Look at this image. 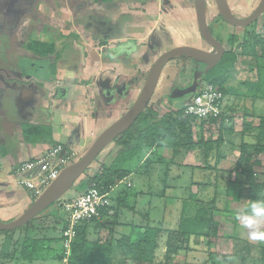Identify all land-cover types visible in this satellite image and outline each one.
I'll return each instance as SVG.
<instances>
[{
	"label": "crops",
	"instance_id": "crops-1",
	"mask_svg": "<svg viewBox=\"0 0 264 264\" xmlns=\"http://www.w3.org/2000/svg\"><path fill=\"white\" fill-rule=\"evenodd\" d=\"M25 1L21 9L14 6L16 12L0 15L8 23L11 21L0 32L5 40V48L16 49L15 58L0 56V219L6 222L17 218L29 207L27 199L32 200L24 189L21 198L12 191L10 184L15 183L14 170L18 165L56 145L73 151L77 158L82 156L95 138L132 106L134 98H130L139 95L148 73L147 65L150 68L166 50L177 46L200 48L198 42L202 41L197 30L193 0L185 9L178 0H82L84 4H77L81 0ZM86 5L90 9L88 13L85 12ZM62 18L63 22L60 20ZM206 18L208 26L217 29V23L212 25L209 22L207 11ZM74 19L78 20L76 24L79 26L74 24ZM82 19L84 21L80 24ZM21 40L53 42L62 47L65 43L73 51L70 57L56 63L55 74L48 72V63L41 74L35 71L36 65L32 64L34 57L22 48ZM28 58H31L30 64ZM237 71L236 74L239 68ZM173 72H176L175 77ZM177 72L175 61L169 62L162 70L160 78L169 75V92L178 79ZM259 75L260 93H263L264 71L260 70ZM238 84L237 78L233 77L225 87L237 88ZM107 89L112 92L110 95L105 93ZM241 100L234 95L224 97L225 120L231 112L241 111L244 114L241 107H237ZM259 100H264L261 95L247 108L256 113L258 104H261ZM130 101L133 102L129 105ZM244 103L247 105V102ZM115 110L116 115L113 114ZM207 122L210 124V121ZM22 124L49 128L51 134L35 143H27L22 135ZM105 149H109L107 162L94 169V174L103 166L110 165L124 150L113 142ZM152 152L156 154V160L152 163H145L149 154L127 162L131 173L120 180L122 184L125 183L126 189H122L120 183L112 193L114 227L123 224L125 229V225L128 226L126 234L121 236L128 235L133 227L150 225L153 220L150 203L144 198L151 193L152 186L147 177L154 178V174L151 175L150 170H160L162 167L159 165L164 164L162 177L165 193L168 173L176 170L178 165L182 167L187 163L182 160L180 164H173L172 150L168 147L159 146ZM185 159L188 161L187 157ZM93 164L88 169H92ZM135 176L139 188L133 193L130 191L134 188ZM85 182L83 180L77 187V194H81ZM164 193L158 197L159 204L165 203L163 208L166 206ZM131 199L134 206L129 204ZM141 210L145 213L144 220ZM93 226L97 227L98 224L88 225V237Z\"/></svg>",
	"mask_w": 264,
	"mask_h": 264
},
{
	"label": "rangeland",
	"instance_id": "rangeland-1",
	"mask_svg": "<svg viewBox=\"0 0 264 264\" xmlns=\"http://www.w3.org/2000/svg\"><path fill=\"white\" fill-rule=\"evenodd\" d=\"M178 1L182 5V7H184L183 9H185L186 6H188V3L190 4L192 0ZM227 2L228 4H230L229 7L230 10L232 9L231 12L234 16H236L237 18H245L254 10L259 0H228ZM25 3V0H0V15L4 12L9 11L14 13L16 12L14 11L15 5L17 9H21L24 7ZM79 3L84 4L85 1L81 0L77 4ZM86 8L87 10H85V12L88 13L90 9L87 5ZM206 11L209 16V22L212 25L217 23V29H215V26H212L214 37L219 42H221L225 48H229L226 43V39L229 34H236L238 36L239 40L235 45L236 50L234 48V50L238 54V61L236 62L237 65L235 71L238 72L237 68H239L240 71L238 74H235V77L238 81L245 80L250 75L247 70V65L250 66L251 63H249V58L242 57L240 54L246 49H256V47H253L252 40H247V43L243 45V43L245 42L243 40H245L248 35H252V37L257 36L258 38L264 39V14L257 21L247 27H232L224 23L217 16V11L213 0H207ZM60 20H62L63 22V18ZM74 21V24L78 23L77 19H74ZM83 21L84 19L80 20V24L83 23ZM10 23L6 21L5 17L0 18V32L4 30V27L6 25L9 26ZM12 38L14 41V37ZM4 41L5 40H3L0 36V51H3L0 52V56H6L9 59L15 58V47L5 48ZM198 44L201 49H208V46H206L204 42L201 41L198 42ZM256 50H258V48ZM75 59L77 58L75 57ZM262 60L263 59L257 60L258 74L260 70L264 71V61ZM148 68L149 65H147L146 71L149 70ZM187 68L188 69L185 77H183L181 74L178 75V79L174 83V86H176L177 84L186 85L187 83L192 81L194 68L192 67V65L191 67L187 66ZM199 69H201V67ZM175 76L176 72H173V77ZM168 77L169 75H166L165 77L164 75H162V77L159 79L154 94L148 104L150 108L157 110L160 113H163L167 110L172 111V109L174 110V112H176L177 109L183 107L186 101L193 95L190 94L185 98L173 100V102L169 103L167 101V96L169 94L167 88V84H169ZM200 78L202 80L201 85H205V76L202 74ZM199 85L200 84H198L197 87H199ZM259 95H261V99H264V91L263 93L262 91L260 93L259 90L257 96L259 97ZM137 97L138 95H135L130 99L132 100L134 98L135 101ZM242 101L243 100L238 102L239 105L237 107H241L242 105L246 104L244 102L242 103ZM259 101L261 104H258L259 108L256 110L255 117L250 115L245 116V112L243 114V112L237 111L238 113L231 112L228 115L227 119L224 120L223 135L225 140L223 144L219 146V151L221 152L222 157L216 165L215 170L206 169L207 163L204 158V146L199 142H215L218 135L219 125L217 122L209 124L208 122H200L197 120H189L192 141L196 142V146L189 151L186 150V153L183 152V155L179 156L178 161L181 160L180 162H182V160H184V162L187 163H185L184 166L182 165V167L178 165L176 170L168 173L169 175L167 176V191H165V193L163 187L164 178L162 177L163 171L165 169L164 164L159 165V167H162L160 168V170H157L155 168L150 170V172H152L150 174H154V178H150L149 176L147 177L148 183H150L152 186L150 189L151 193L149 195L146 194L144 198H147V201L151 206V216L153 217V220L151 221L150 226L159 228V237L157 248L153 253V259L151 261L143 262L142 264H264V239H250L247 234V230L242 228L240 222L236 219L237 212L241 209H244L246 203L244 202V200H233L231 197L226 196L224 192L227 181L233 182L237 175H242L243 171H239V166L236 164L240 158V138L243 134L244 122L246 124L251 123L252 127H256L259 123L257 117L264 115V100ZM132 102L130 101L129 105ZM249 106L250 102L248 101L247 107L249 108ZM117 110H115V113L113 114L116 115ZM246 141H249V139H246ZM110 148H113V146ZM109 149H105L99 154L97 159H95L94 164L92 165V169H87L88 171L80 177L76 184L72 186L70 191L67 192L63 198L73 197L77 195L75 191L78 190L79 192V189L77 187H79L80 183L83 180H87L92 177L94 175L93 170L98 168L100 164H102L103 162H107L106 158L108 157ZM254 151L255 149L253 147L252 149L248 150V153L252 156L251 161L256 160L257 162H252L250 172H253V178L257 182L264 183V152L256 154ZM185 157L188 158V161H186ZM150 158V162L152 163L153 160H156V154L154 153V155ZM137 179L138 178L136 176L133 178L134 188L132 189V191H130V188H127V190L133 193L138 190L139 186L138 183H136ZM204 183L207 184L206 187L202 186V184L204 185ZM10 185L13 189L12 191L15 192L14 194H16V196H20L21 198L24 194L23 188L15 183H11ZM120 187L122 189H126L125 183L120 185ZM83 191L84 190H82L81 193H83ZM162 193L166 195L165 208H163V206L165 205L164 201L159 204L160 199L158 197H160ZM195 193L199 194L198 198L203 202H208L212 198L215 201V207L217 209L213 213L211 219V228L214 230L212 234H210L209 237L202 239V243H200L199 245L193 244L195 246H192L193 248L187 252L185 251V239L178 233L179 216L183 209L184 201L188 200L189 196ZM27 201H29V206L33 202V200L28 199ZM261 201H264V196H262ZM225 202H228L227 209L230 210L228 212L224 210L223 207V204ZM129 204L131 206H134L133 199H131ZM142 209L144 208L142 207ZM143 212V210H141L140 212L142 220H144L143 214H145ZM61 214L62 212L57 208L55 202L54 204L46 208L39 216L35 217L33 219V222L27 229L21 228L10 231L7 234L0 235V264H59L57 259L59 258V242L61 241ZM161 214H163V216H161ZM160 217H163L162 222L160 221ZM122 220L125 219L122 218ZM123 226V224L117 227L113 226L114 229L116 228V233H114V231L112 230L111 237L108 233V230L99 229L98 227L94 226L91 229L90 237L93 241L106 243L109 239L111 240V247L114 251L109 264H137L134 258L132 259L131 257H128L123 253L124 248L123 250L120 247L117 249L120 244V236L122 234H126L127 232L126 228L128 226L125 225V229H123ZM235 230L237 231V235L239 238H244L249 243L258 245L261 248L263 258L258 259L261 261L253 259L242 260L233 257H227V254H229L231 251V244L228 240V237H230ZM169 235L172 236V239L169 240L168 244L167 240ZM25 236L47 240L45 241L44 245L46 248L44 251L45 261L23 262L18 259L15 252L16 250L20 249V243ZM195 241L199 242V239L196 238ZM206 244H208V250H206L207 246H204ZM170 245L173 246L174 250L176 251L173 254L169 253Z\"/></svg>",
	"mask_w": 264,
	"mask_h": 264
},
{
	"label": "trees",
	"instance_id": "trees-1",
	"mask_svg": "<svg viewBox=\"0 0 264 264\" xmlns=\"http://www.w3.org/2000/svg\"><path fill=\"white\" fill-rule=\"evenodd\" d=\"M209 28L212 32L211 27ZM238 40L239 38L236 34L228 35L226 43L229 48L224 47L225 53L222 59L214 68L204 74V81L206 84L217 86L222 91L224 97L226 95H234L243 99L244 102L249 101L250 106H252L258 98L257 94L261 88L257 60H264V39L248 35L247 38L243 40L245 41L243 45L247 43V40H252L253 47H256V49L258 48V50L249 48L240 54L242 57L249 58V63H251V65H247V70L250 75L245 80L239 81V87L236 88L232 86L226 89L225 84L235 77L236 74L235 70L238 54L234 48L236 49L235 45ZM21 42L22 44H20ZM20 43L22 48L30 53L31 57L33 56L41 60H39V62L38 59H32V61H34L32 64L36 65L35 71L41 74L45 70L46 63H48V72L55 74L56 63L70 57V53L73 51L65 45L64 41L62 42V44L64 43L63 47L61 45L57 46L53 42L43 43L21 40ZM28 60V64H30L31 58H28ZM173 61L176 62L179 75L181 74L185 77L188 69L187 66L189 67L190 65V60L186 57H178ZM241 109L245 112V116H256L254 112L247 109L246 104L241 106ZM182 110L183 107H180L176 112L167 110L160 113L147 106L131 127L113 141V144L122 147L124 150L115 157L110 165L103 166L99 172H96L92 177L87 179L83 184V190L85 191V187L89 181L96 182L107 188L114 187L117 182L131 173L126 166L130 159H141L146 154L152 157L154 155L152 151L159 146L168 147L172 150V163L176 164L179 156L183 155V152L186 153V150L189 151L196 146V142L192 141L189 125V120L194 119L182 118ZM225 116L226 111H223V114L218 119L209 120L210 123L217 122L219 125L215 142H199L204 146V158L207 163V170H215L216 165L222 157L219 146L223 144L225 140L223 135ZM257 118L259 123L256 127H252L251 123L246 124L244 122V130L240 138V158L236 163L239 166V171H243L242 175H237L233 182L227 181L224 188L226 196L231 197L233 200H244L246 203L244 208L248 207L254 201H261L262 196H264V183L257 182L253 178V172H250L251 164L252 162H256V160L251 161L252 156L248 153V150L252 149V147L255 149L254 152L256 154L264 152V115ZM21 131L24 141L27 143H35L42 137L50 136L51 134L49 128L33 124H22ZM246 139H249V141H246ZM149 156L148 160L145 162L146 164L147 162L148 164L150 163L151 158ZM180 161H178V163ZM202 186L206 187L207 184L204 183ZM198 197V193L191 194L189 199L184 201L183 209L179 216L178 233L185 239V251L187 252L193 248L192 246L202 243V239L209 237L214 231L211 228V219L213 213L217 209L215 207V201L211 198L210 201L203 202ZM227 204L228 202H225L223 207L224 210L228 212L230 210L227 209ZM110 209L113 212L112 201ZM114 215L113 213L109 215L103 212L100 220L80 223L74 228V236L67 257V264H109L114 251L111 247V240L109 239L106 243L93 241L90 236H87V227L89 224H98L97 227L108 230L111 237L114 226L112 217ZM32 222L33 220L21 228L27 229ZM7 233L9 232H0V235ZM158 237V227H152L150 225L133 227L128 235L120 237V244L117 249L120 247L123 250L124 248L123 253L126 256L132 259L134 258L137 264H142L143 262L153 259V253L158 245ZM196 238L199 239V242L195 241ZM170 239H172V236L169 235L167 240L168 244ZM228 240L231 244V251L227 254V257L242 260L253 259L257 261H261L258 259L263 258L261 248L258 245L249 243L244 238H239L236 230L228 237ZM45 241L47 240L25 236L20 243V249L16 250L15 254H17L16 256L18 259L23 262L45 261ZM59 244V258L57 261L61 264L64 258L62 239ZM204 246H207L206 250H208V244ZM174 252L176 251L173 246L170 245L169 253L173 254Z\"/></svg>",
	"mask_w": 264,
	"mask_h": 264
},
{
	"label": "water",
	"instance_id": "water-1",
	"mask_svg": "<svg viewBox=\"0 0 264 264\" xmlns=\"http://www.w3.org/2000/svg\"><path fill=\"white\" fill-rule=\"evenodd\" d=\"M220 19L232 27H247L257 21L264 14V0H259L254 10L245 18H237L230 10L227 0H213ZM199 37L210 50H203L192 46H177L162 52L151 64L142 89L132 106L117 120L104 129L90 144L85 153L70 165L64 167L57 178L12 221L4 222L0 219V232H10L21 228L39 216L46 208L59 201L70 191L72 186L87 171L99 154L116 138L127 131L137 117L148 106L159 82L163 68L175 58L186 57L189 66L194 68L191 84L186 87L175 86L167 97L168 102L185 98L194 94L197 85L201 84L200 76L214 68L222 59L225 48L211 32L206 18L207 0H193ZM201 67V69H199ZM118 92V90H116ZM110 95L108 89L105 92ZM121 93V92H118Z\"/></svg>",
	"mask_w": 264,
	"mask_h": 264
},
{
	"label": "built area",
	"instance_id": "built-area-1",
	"mask_svg": "<svg viewBox=\"0 0 264 264\" xmlns=\"http://www.w3.org/2000/svg\"><path fill=\"white\" fill-rule=\"evenodd\" d=\"M224 95L214 85H199L195 93L183 105L182 118H192L197 121L218 119L223 114ZM77 160L73 151L63 145L52 146L42 155L22 162L14 170L15 183L29 193L32 200L54 181L59 172ZM105 187L89 181L85 191L73 197L62 198L56 202L62 212L61 239L64 258L61 264H67L69 249L74 236V228L80 223L100 220L103 212L111 215V194L120 185Z\"/></svg>",
	"mask_w": 264,
	"mask_h": 264
},
{
	"label": "clouds",
	"instance_id": "clouds-1",
	"mask_svg": "<svg viewBox=\"0 0 264 264\" xmlns=\"http://www.w3.org/2000/svg\"><path fill=\"white\" fill-rule=\"evenodd\" d=\"M250 239H264V201H254L236 214Z\"/></svg>",
	"mask_w": 264,
	"mask_h": 264
},
{
	"label": "flooded vegetation",
	"instance_id": "flooded-vegetation-1",
	"mask_svg": "<svg viewBox=\"0 0 264 264\" xmlns=\"http://www.w3.org/2000/svg\"><path fill=\"white\" fill-rule=\"evenodd\" d=\"M217 16H218V14H217ZM203 50H204V49H203ZM207 50H209V49H207ZM178 75H179V72H178ZM191 82H192V81H190V82L187 83L186 85L177 84L176 86H178V87H186L187 85L191 84ZM174 87H175V86H174ZM174 87H173V88H174ZM173 88H172V89H173ZM197 88H198V87H197ZM116 90H117V89H116ZM170 92H171V91H170ZM170 92H169V93H170ZM168 95H169V94H168ZM167 97H168V96H167ZM169 103H170V102H169Z\"/></svg>",
	"mask_w": 264,
	"mask_h": 264
}]
</instances>
